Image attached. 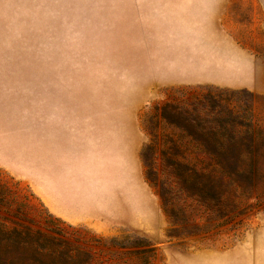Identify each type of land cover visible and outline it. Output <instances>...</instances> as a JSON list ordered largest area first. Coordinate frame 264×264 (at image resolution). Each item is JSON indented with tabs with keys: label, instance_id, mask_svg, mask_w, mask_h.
<instances>
[{
	"label": "rangeland",
	"instance_id": "1",
	"mask_svg": "<svg viewBox=\"0 0 264 264\" xmlns=\"http://www.w3.org/2000/svg\"><path fill=\"white\" fill-rule=\"evenodd\" d=\"M263 1L0 0V237L264 264Z\"/></svg>",
	"mask_w": 264,
	"mask_h": 264
},
{
	"label": "trees",
	"instance_id": "2",
	"mask_svg": "<svg viewBox=\"0 0 264 264\" xmlns=\"http://www.w3.org/2000/svg\"><path fill=\"white\" fill-rule=\"evenodd\" d=\"M188 177L182 180V183H187ZM16 230V229H14ZM26 234L22 236L20 230L6 232L5 235L0 237V264H11L5 257V252L12 246L20 249V254L23 255L24 259H35V264H91L90 261L93 256L91 249L85 248L81 244H70L68 242H63V247L58 252L51 250L46 247H38V245L33 246V239L31 237V231L26 228L24 229ZM3 233L4 230H0ZM13 233V234H10ZM30 249V253L27 250ZM148 250L143 249L142 251H129V254H140L144 255ZM28 254V256H27Z\"/></svg>",
	"mask_w": 264,
	"mask_h": 264
},
{
	"label": "crops",
	"instance_id": "3",
	"mask_svg": "<svg viewBox=\"0 0 264 264\" xmlns=\"http://www.w3.org/2000/svg\"><path fill=\"white\" fill-rule=\"evenodd\" d=\"M263 5H264V1H263ZM58 210L59 211H61V212H63L64 213V215L63 216H65V215H67V216H65V217H67V220H69V221H71V222H73V223H76L77 221L76 220H74L75 219V215H73V214H71L70 212H68L67 210H66V208H64V207H62V204L60 203V204H58ZM50 214V213H49Z\"/></svg>",
	"mask_w": 264,
	"mask_h": 264
}]
</instances>
